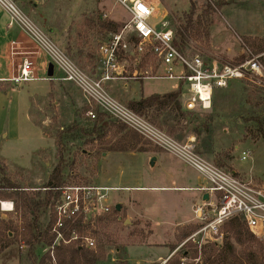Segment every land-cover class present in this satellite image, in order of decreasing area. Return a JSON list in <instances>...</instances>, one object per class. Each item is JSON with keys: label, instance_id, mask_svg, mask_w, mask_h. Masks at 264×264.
Listing matches in <instances>:
<instances>
[{"label": "rangeland", "instance_id": "obj_1", "mask_svg": "<svg viewBox=\"0 0 264 264\" xmlns=\"http://www.w3.org/2000/svg\"><path fill=\"white\" fill-rule=\"evenodd\" d=\"M3 1L14 2L65 58L93 80L101 78L100 47L108 45L114 34L107 32L102 35L96 27L90 26L88 20L116 21L119 33L131 18L118 0ZM173 1L177 5L170 12L168 20L175 31L191 10V4L195 7V21L198 16L207 13L209 15L206 16L212 21L209 37L201 35L190 38L184 49L190 54L239 62L248 57L246 52L250 50L257 54L254 47L264 44V0H157L159 15L166 8L164 2L170 4ZM0 18L5 19V23L12 20L11 13L1 2ZM18 27L17 22L13 23L14 29ZM128 33L125 31L123 34L125 40L129 38ZM35 44L41 49L36 60L35 77L27 82L13 83L11 97L19 111L16 138L10 133L15 126L11 112L14 107L10 104L0 114V167L4 169L6 177L24 188L29 195L46 190L44 188L50 175L59 163L58 135L63 129L76 122L85 127L93 126L97 117L91 118L89 110L97 115L98 112L104 113V119H110V123L118 122L101 106L90 103L86 93L74 81H61L67 74L64 68L40 43L35 41ZM43 61L54 64L53 77L48 76V66L44 68ZM120 66L121 76L102 84L113 99L126 107L133 99L171 92L181 84L175 78L153 77L161 71L157 59L151 55L140 58L133 43L125 52H120ZM195 117L200 136L187 125L184 118L169 110L156 119L157 123L145 118L175 140L194 143L199 154L224 171L234 172L240 178L256 184L264 182V78L254 75L250 80H234L227 87L216 88L212 108L197 110ZM168 126L180 128L172 134L167 130ZM118 136L110 132L105 138L113 143ZM141 137L151 152H160L161 149ZM108 145L106 141L88 143L85 139L67 143L65 155L68 165L64 168L65 179L60 183V186L104 183L128 187L113 192L112 204L116 208L120 202L122 209L116 213L112 208L92 229L96 248L103 245L106 250V259L100 264L161 263L174 251L167 264H180L186 251L190 264H204V253L196 242L190 240L182 247L180 245L198 226L194 204L208 200L202 198L200 189L196 188L207 182L205 177L169 153L175 166L187 175L188 182L177 183L187 186L183 190L164 188L170 184L164 179L165 171L151 167L146 159L148 154L112 151L107 148ZM243 151L251 152L245 160L242 158ZM216 159L226 165L220 166ZM7 189L2 187L0 181V192H11ZM2 217V221L22 225V216L17 210L3 213ZM223 231L224 237L231 236L237 250L241 251L243 247L232 238V233L229 235L225 227ZM255 236L257 242L264 244V238ZM223 241L224 238L201 242L208 244L209 248L214 242ZM172 244L176 245L173 251ZM197 247L198 253L195 255L192 250ZM256 247L254 245L253 249ZM28 249L22 240L15 239L10 246L0 250V264H31ZM45 251L46 248L38 249L39 254Z\"/></svg>", "mask_w": 264, "mask_h": 264}, {"label": "built area", "instance_id": "obj_2", "mask_svg": "<svg viewBox=\"0 0 264 264\" xmlns=\"http://www.w3.org/2000/svg\"><path fill=\"white\" fill-rule=\"evenodd\" d=\"M118 1L131 18L122 32L113 35L108 45H101V78L93 80L65 58L45 33L20 12L14 2L5 3L0 0L11 13L10 25L17 22L34 42L37 41L46 48L66 71L64 79L72 80L80 86L90 103L98 104L113 118L137 131L154 146L180 158L205 177L207 182L199 189L202 194L207 193L209 198L194 205L198 228L180 247L190 240L201 247V241L223 239V226L235 216L240 217L251 232L264 238V182L256 184L246 181L234 172H226L217 167L196 151L194 143L175 140L144 116L113 99L102 84L121 76L120 52H125L133 43L140 58L151 55L157 59L161 71L153 77L175 78L180 81L184 110L207 111L212 108L216 88L227 87L234 80H250L254 75L264 78V53L255 54L249 50L246 52L248 57L239 62L190 54L176 44V31L170 25L168 12L159 15L155 5L146 0ZM125 31L129 32L127 40L123 36ZM35 71L34 61L26 57L11 81H30L35 77ZM88 115L91 118L97 117L93 110H89ZM250 153L243 151V160ZM120 189L102 183H73L54 188L55 196L48 212V222L51 223L50 232L55 238L53 245L46 248V251L51 252V264H57L54 255L56 245L76 243L80 247L96 248L92 229L114 208L113 192ZM16 210L13 199L0 197V229L2 214L14 213ZM174 254L175 251L161 263L153 264H167ZM180 264H190L187 254L182 256Z\"/></svg>", "mask_w": 264, "mask_h": 264}, {"label": "trees", "instance_id": "obj_3", "mask_svg": "<svg viewBox=\"0 0 264 264\" xmlns=\"http://www.w3.org/2000/svg\"><path fill=\"white\" fill-rule=\"evenodd\" d=\"M209 9L212 10L211 7ZM194 15L195 7L191 4V10L189 13L185 14V20L176 31V44L182 50L186 49L190 38L201 35L206 37L210 36L209 26L212 24V21L206 16L209 14L198 16L196 21L194 20ZM88 22L90 26L96 27L98 32L102 35L107 32L115 34L119 29V24L113 20H95L90 18ZM254 51L256 53L264 51V44H260L257 47L255 46ZM182 92V84H180L177 90L171 92L163 94L153 93L149 96L133 99L128 102V107L136 113L149 118L154 123H157L156 119L162 116L165 111L169 110L171 113H175L176 116L184 118L187 125L192 127L194 132L200 136L195 112L186 111L182 107ZM105 116L104 113L98 112L97 120L93 126L85 127L76 122L59 133V163L53 169L49 182L45 186L47 189L43 193L37 192L34 195H29L24 188H21L6 177V175H4V169L0 167L1 185L11 190V192H5L6 194L0 192V195L5 198L13 199L17 211H19L22 216L21 226L15 225L10 221L1 222V251L10 246L15 239L19 238L29 247L28 256L31 260V264H51V252L45 251L39 254L38 249L47 248L53 245L54 242L55 237L50 232L51 223L48 222L46 215L48 216L51 203L55 196L54 188L60 186V183L65 179L64 168L68 165L65 155L68 150L67 143L70 141H82L84 139L88 143L100 140L102 143L106 141V143L110 144L107 148L112 151L143 152L149 150L146 147V142H143L141 134L128 128L127 125L122 122L110 123V119L108 121L104 119ZM177 125H179V122H177ZM179 128L178 126H168L167 130L174 134ZM110 132H112L114 136L120 135L113 143L105 138ZM216 161L222 167L226 165L220 159H216ZM114 211L118 213L115 207ZM224 227L226 231L230 233L229 235L232 233V238H234L239 245H242L243 249L238 251L235 243L232 242L230 238L231 236L226 235L223 243L214 242L209 248L207 246L208 244H203L200 247L205 257L204 264H264V244L256 241L257 238L255 234L249 230L246 223L242 221L240 217H232L226 222ZM254 245H257L255 250L253 249ZM171 248L173 251L176 245L172 244ZM186 252L185 254H187ZM192 253L196 255L198 253V247L194 248ZM54 255L57 264H100L106 259V250L103 245L94 249L80 247L76 243L59 244L54 248Z\"/></svg>", "mask_w": 264, "mask_h": 264}, {"label": "crops", "instance_id": "obj_4", "mask_svg": "<svg viewBox=\"0 0 264 264\" xmlns=\"http://www.w3.org/2000/svg\"><path fill=\"white\" fill-rule=\"evenodd\" d=\"M146 1L149 4L155 5L156 9L159 10L157 0H146ZM164 3L166 8L163 10V13L166 11L169 14L174 9L173 7L177 5L175 1L171 2L170 4L167 2ZM40 54H41V49L35 44V42L29 36H27V33L23 30V28L19 26L18 28L14 29L13 25H10V23H5V19L2 20L0 18V114L2 111H5L4 107H8V105L10 104L12 107H14L13 111H11L10 109V111L13 113L12 116H14L15 119V120L13 119V124L15 126L14 128L12 127V130L10 132L13 138L17 137L16 124L18 123L19 111L17 108L18 107L17 103H15L11 97L12 89L14 87L13 86L14 82L11 81V79L17 75L20 65L24 58L27 57L30 60H33L34 65H36L37 57ZM48 65L49 63L47 64L46 61L42 62V66L44 68H46ZM61 81H65L64 77L61 79ZM148 151H150V149ZM148 151H143L138 153L148 154L146 159L151 167L153 168L159 167L164 169L165 171L164 179H166V181L170 183L164 186V188L173 189V190H183L187 187L184 186L183 184H177L180 181L188 182L187 181L188 178L186 174H184L175 166L174 159L170 157L171 155H169V153L163 152L161 150L160 152L159 151L148 152ZM205 184L206 183H201L200 186L198 185L196 186V188H199ZM105 185L113 186L111 184H105ZM114 187H119L121 189H128V187H123V186H114ZM204 195L205 194H202V198L204 197ZM140 217L145 218L142 215H140ZM179 226H183V224H179Z\"/></svg>", "mask_w": 264, "mask_h": 264}, {"label": "water", "instance_id": "obj_5", "mask_svg": "<svg viewBox=\"0 0 264 264\" xmlns=\"http://www.w3.org/2000/svg\"><path fill=\"white\" fill-rule=\"evenodd\" d=\"M54 73H55L54 72V64L52 62H49L47 74L51 78V77L54 76ZM208 198H209V195L205 194L204 195V199H208ZM116 209H117V211H120L122 209V204L121 203H117L116 204Z\"/></svg>", "mask_w": 264, "mask_h": 264}]
</instances>
